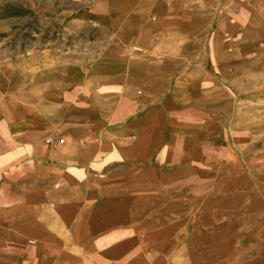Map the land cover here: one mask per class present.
<instances>
[{
	"label": "crops",
	"instance_id": "crops-1",
	"mask_svg": "<svg viewBox=\"0 0 264 264\" xmlns=\"http://www.w3.org/2000/svg\"><path fill=\"white\" fill-rule=\"evenodd\" d=\"M66 1L99 58L0 90V264H264V0Z\"/></svg>",
	"mask_w": 264,
	"mask_h": 264
},
{
	"label": "rangeland",
	"instance_id": "rangeland-1",
	"mask_svg": "<svg viewBox=\"0 0 264 264\" xmlns=\"http://www.w3.org/2000/svg\"><path fill=\"white\" fill-rule=\"evenodd\" d=\"M0 0L27 8L29 12L0 18V90L16 86L25 72H34L37 65L47 62L95 61L99 51L97 21L92 16L86 20L81 11L70 10L66 0ZM85 19L86 21H84ZM259 46L264 48V42ZM260 69L251 64L250 86L235 85L234 92L244 90L261 100L249 101L251 115L248 119L253 141L260 143L264 152V51L258 54ZM254 57L251 55V62ZM261 81L258 83L257 81ZM247 88H249L247 90Z\"/></svg>",
	"mask_w": 264,
	"mask_h": 264
},
{
	"label": "trees",
	"instance_id": "trees-1",
	"mask_svg": "<svg viewBox=\"0 0 264 264\" xmlns=\"http://www.w3.org/2000/svg\"><path fill=\"white\" fill-rule=\"evenodd\" d=\"M29 12L27 8L12 2H0V18L23 15Z\"/></svg>",
	"mask_w": 264,
	"mask_h": 264
}]
</instances>
